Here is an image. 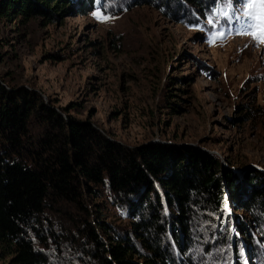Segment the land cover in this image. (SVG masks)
Listing matches in <instances>:
<instances>
[{"label": "rangeland", "instance_id": "1", "mask_svg": "<svg viewBox=\"0 0 264 264\" xmlns=\"http://www.w3.org/2000/svg\"><path fill=\"white\" fill-rule=\"evenodd\" d=\"M247 2L220 4L224 13L233 8L228 29L210 20L178 21L153 4L102 7L98 0L85 14L72 8L0 17V80L91 122L128 149L166 142L212 153L235 173L247 198V177L264 174V43L237 34ZM188 11L186 18L194 15ZM220 213V221L211 213L195 218L183 253L190 264H230V244L222 245L220 234L230 229L241 242L237 221L246 223L255 245L264 244V228L226 193ZM114 215L109 205L106 216ZM243 259L262 264L264 254ZM0 264H9V256L0 255Z\"/></svg>", "mask_w": 264, "mask_h": 264}, {"label": "trees", "instance_id": "2", "mask_svg": "<svg viewBox=\"0 0 264 264\" xmlns=\"http://www.w3.org/2000/svg\"><path fill=\"white\" fill-rule=\"evenodd\" d=\"M96 1L0 0V17L72 8L85 14ZM101 1L153 4L178 21L210 20L218 27L219 4L226 2ZM250 175L244 198L235 173L212 153L166 142L128 149L91 122L65 116L35 92L0 80V255H8L9 264H190L183 253L194 220L211 213L220 221L225 193L249 222L264 228V174ZM109 205L117 215L106 216ZM236 227L241 242L230 229L220 234L222 245L230 244V264L264 254L246 223Z\"/></svg>", "mask_w": 264, "mask_h": 264}, {"label": "snow or ice", "instance_id": "3", "mask_svg": "<svg viewBox=\"0 0 264 264\" xmlns=\"http://www.w3.org/2000/svg\"><path fill=\"white\" fill-rule=\"evenodd\" d=\"M247 9V11H242V16L246 19L242 20V30H238L237 34L250 35L256 43H264V0H248ZM94 15L97 19H107L99 12ZM219 38H223V33L219 37L214 36L212 42Z\"/></svg>", "mask_w": 264, "mask_h": 264}]
</instances>
